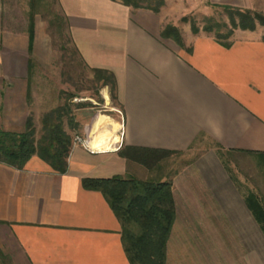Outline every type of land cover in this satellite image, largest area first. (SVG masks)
<instances>
[{
	"label": "crops",
	"instance_id": "0c3cea01",
	"mask_svg": "<svg viewBox=\"0 0 264 264\" xmlns=\"http://www.w3.org/2000/svg\"><path fill=\"white\" fill-rule=\"evenodd\" d=\"M207 1L254 8L253 0ZM7 2L0 0V129L21 133L42 30L34 19L30 53L28 16L20 12L17 21ZM58 3L84 63L115 75L123 126L116 114L113 122L98 118L87 133L103 132L94 139L99 151L73 147L63 175L37 157L22 170L0 163V248L20 264H130L120 221L83 180L126 178L132 163L119 156L124 147L184 153L203 139L215 147L172 177L176 220L166 264H264V234L216 148L264 153L262 38L241 32L225 48L183 33L184 48L162 37L161 13L111 0Z\"/></svg>",
	"mask_w": 264,
	"mask_h": 264
},
{
	"label": "trees",
	"instance_id": "16d2710c",
	"mask_svg": "<svg viewBox=\"0 0 264 264\" xmlns=\"http://www.w3.org/2000/svg\"><path fill=\"white\" fill-rule=\"evenodd\" d=\"M111 1L121 3L133 10H146L154 14H160L166 4V0ZM54 2L60 10V14H57L56 18L62 20L63 27L69 32L70 42L73 44L76 54L82 59L72 41L67 19L59 7L58 0H54ZM213 7L221 8L229 22L205 18L204 26L201 29L198 24L190 21L193 35L197 36L204 32L223 47L230 48L234 43L233 36L236 31L254 32L258 26L264 28V16L259 13L227 6L214 5ZM34 19L35 15L32 13L29 25L30 53L34 41L32 37ZM162 37L173 40L180 47L185 48L182 33L174 26L164 27ZM262 40L264 41V35ZM32 67L33 61L30 60V73ZM89 69L94 77L93 83L101 85L102 88H109L113 103H117L115 75L106 70ZM66 127L70 131L79 129L70 103H66L61 108L44 116L40 137L37 136L33 118L28 119L25 130L21 133L0 129V163L22 170L33 157H37L48 164L55 173L66 174L74 142L73 136L66 130ZM216 148L221 161L226 153H232L225 151L220 145H216ZM177 154H181V152L124 147L119 151L120 157L129 163L143 166L150 172L156 170L159 176L148 180L136 178L127 180L122 177L83 180V187L86 190L100 192L105 197L120 221L122 243L130 264H166L167 246L176 220V208L172 177L163 173L161 161ZM245 154L254 156L264 166V153L246 152ZM234 182L237 183L235 180ZM242 195L264 234V201L252 192Z\"/></svg>",
	"mask_w": 264,
	"mask_h": 264
},
{
	"label": "rangeland",
	"instance_id": "374dc122",
	"mask_svg": "<svg viewBox=\"0 0 264 264\" xmlns=\"http://www.w3.org/2000/svg\"><path fill=\"white\" fill-rule=\"evenodd\" d=\"M252 2L254 8L250 11L264 16V0ZM7 3L12 16L17 21L21 19L20 12L23 17L28 16V21L31 20L33 13L42 30L36 49L37 56L33 57V67L29 78L30 103L32 104L29 118L34 120L37 136L41 135L44 116L66 103L71 104L72 113L79 125L76 131H70L66 127L74 139L77 136L85 139L100 117L110 119L112 114H116L117 120L123 126L122 105L119 100L113 103L109 88H102L101 85L93 83V74L76 54L70 42L68 30L63 27L62 20L56 18L60 10L54 0H9ZM213 6L207 0H166L165 7L163 11L161 10L164 27L174 26L182 34H193L190 21L198 24L201 29L205 18L228 23L224 11ZM185 19L188 21H184ZM241 32L243 31L238 30L234 33L233 41L241 36ZM248 33L262 38L264 28L258 26L256 31ZM201 34L208 36L204 32ZM104 100H110L109 105L115 110L114 113L107 112ZM117 120L115 118V121ZM87 130L90 132L87 133ZM210 145L202 139L196 142L191 150L164 158L161 161L163 173L174 177L176 173L186 170ZM221 162L228 175L237 182L236 186L242 194L252 192L264 201V166L257 158L245 153L232 152L226 153ZM156 176H159L156 170L150 172L145 167L132 163L128 167V176L125 179L148 180ZM5 252L0 248V264H20L17 258H12Z\"/></svg>",
	"mask_w": 264,
	"mask_h": 264
},
{
	"label": "built area",
	"instance_id": "2783aa9c",
	"mask_svg": "<svg viewBox=\"0 0 264 264\" xmlns=\"http://www.w3.org/2000/svg\"><path fill=\"white\" fill-rule=\"evenodd\" d=\"M91 138H92V134H88V136H87L85 139L82 138V137L77 136V137L74 139L73 147L81 146V147L84 148L86 151L92 153V152H94V151L91 150V148H90V141H91Z\"/></svg>",
	"mask_w": 264,
	"mask_h": 264
},
{
	"label": "bare ground",
	"instance_id": "6f19581e",
	"mask_svg": "<svg viewBox=\"0 0 264 264\" xmlns=\"http://www.w3.org/2000/svg\"><path fill=\"white\" fill-rule=\"evenodd\" d=\"M102 134H103V132H100V133H94V134H92V138H91V141H90V148H91V150H93V151H99V148L98 147H96V144H95V141H94V139H96V138H100L101 136H102Z\"/></svg>",
	"mask_w": 264,
	"mask_h": 264
}]
</instances>
